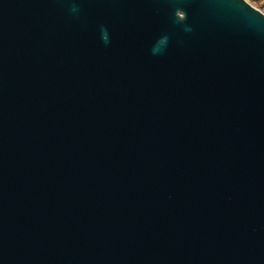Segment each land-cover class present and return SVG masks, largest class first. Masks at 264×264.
I'll use <instances>...</instances> for the list:
<instances>
[{
  "label": "water",
  "instance_id": "obj_1",
  "mask_svg": "<svg viewBox=\"0 0 264 264\" xmlns=\"http://www.w3.org/2000/svg\"><path fill=\"white\" fill-rule=\"evenodd\" d=\"M0 264H264V13L0 0Z\"/></svg>",
  "mask_w": 264,
  "mask_h": 264
},
{
  "label": "rangeland",
  "instance_id": "obj_2",
  "mask_svg": "<svg viewBox=\"0 0 264 264\" xmlns=\"http://www.w3.org/2000/svg\"><path fill=\"white\" fill-rule=\"evenodd\" d=\"M247 1L264 13V0H247Z\"/></svg>",
  "mask_w": 264,
  "mask_h": 264
}]
</instances>
